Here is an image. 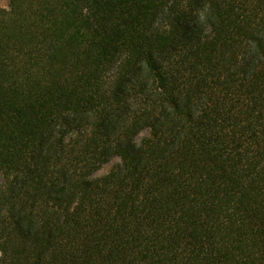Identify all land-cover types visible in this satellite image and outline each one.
<instances>
[{
    "label": "trees",
    "instance_id": "obj_1",
    "mask_svg": "<svg viewBox=\"0 0 264 264\" xmlns=\"http://www.w3.org/2000/svg\"><path fill=\"white\" fill-rule=\"evenodd\" d=\"M0 264H264V0H9Z\"/></svg>",
    "mask_w": 264,
    "mask_h": 264
},
{
    "label": "rangeland",
    "instance_id": "obj_2",
    "mask_svg": "<svg viewBox=\"0 0 264 264\" xmlns=\"http://www.w3.org/2000/svg\"><path fill=\"white\" fill-rule=\"evenodd\" d=\"M8 2L9 0H0V9H6L8 6ZM117 163V160L111 161L110 163L101 168V170L97 173V176L104 175Z\"/></svg>",
    "mask_w": 264,
    "mask_h": 264
}]
</instances>
